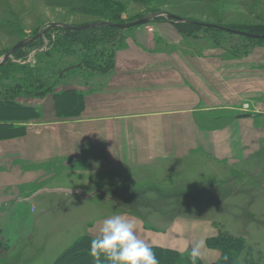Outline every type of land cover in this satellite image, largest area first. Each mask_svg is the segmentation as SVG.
<instances>
[{
    "label": "rangeland",
    "instance_id": "374dc122",
    "mask_svg": "<svg viewBox=\"0 0 264 264\" xmlns=\"http://www.w3.org/2000/svg\"><path fill=\"white\" fill-rule=\"evenodd\" d=\"M73 1L0 0V61L6 49L23 40L21 37L30 36L53 22L79 26L103 21L98 20L100 16L77 7ZM77 1L90 8L105 4L110 7L107 8L108 12L113 9L120 19L129 22L140 15L154 14V19L143 25L146 31H151L150 28L158 24V18L170 17L167 13H171L192 20L233 26L235 29L249 27L256 33L264 34V0ZM154 4L161 10L148 12V8ZM137 27L126 30L101 27L71 36L72 42L64 29L53 30L42 40L15 54L13 52L9 63L0 70V99L9 96L15 101H23L48 94L54 98V92L81 91V86L92 83L97 76L104 78L109 74L108 66L114 60L115 52L140 31ZM182 29L192 31L190 36L196 49L219 45L226 49L227 54L235 56L236 53L243 55L247 49L251 50L254 42L264 46V39L253 40L194 25H183ZM39 79H45L46 84L40 87ZM48 84L53 87L50 92L44 90L45 95L39 94L42 93L41 88L46 89ZM30 107L38 110L35 106ZM39 118L40 115L23 123L27 125ZM58 118L68 119V116ZM0 123H6L5 119H0ZM255 150L239 159L235 165L217 161L206 152H200L179 163L162 164L157 169L140 167L130 171H111L113 173L110 175L95 173L88 179L79 180L83 192L93 193L100 188L109 191L110 195L117 193L113 194L116 205L119 200L122 203L118 211L104 202L105 193H96L90 200L79 194L80 200L68 203L65 187L73 186L71 184L75 180H70L65 173L67 165L53 163L51 166L57 170V180L47 186H61L64 189L52 193L42 191L33 200L34 210L30 214L23 213L21 206L14 211L11 208L7 215L8 228L18 237L7 244L0 236V264H52L83 234L96 236L102 220L113 214H125L142 223L144 229L137 224L138 235L146 241L149 232L145 229L154 232L156 240L165 234L172 245L182 249L183 254H188L190 246L197 241L206 244V238L216 234L218 228L237 232L251 222L246 234L247 243L252 246L251 253H243L241 259L249 256L251 264H264V201L256 196L263 181L250 174L255 173L260 157ZM107 185L111 188H106ZM40 186H31L30 192H35ZM134 190L138 193L144 191V197L156 202L137 201ZM24 217L28 220L31 217L32 223L30 232L22 234L20 226ZM174 220L177 226L173 230L170 226ZM243 260H240L241 264H245Z\"/></svg>",
    "mask_w": 264,
    "mask_h": 264
},
{
    "label": "crops",
    "instance_id": "0c3cea01",
    "mask_svg": "<svg viewBox=\"0 0 264 264\" xmlns=\"http://www.w3.org/2000/svg\"><path fill=\"white\" fill-rule=\"evenodd\" d=\"M154 25L151 31L137 27L140 31L115 52L109 74L81 86L84 107L79 116L58 118L52 94L18 99L37 107L40 118L29 122L23 135L0 139V236L5 243L18 237L8 228L11 208L21 206L30 214L42 191L62 190L47 186L57 180L53 163L67 165L65 173L75 180L65 187L68 203L80 200L79 194L90 200L105 193L104 202L118 211L122 203L116 205L117 193L100 188L83 192L79 180L95 173L157 169L200 152L235 165L256 148L260 157L250 174L263 181L256 196L264 201V46L253 45L235 56L219 45L196 49L175 23ZM35 184L40 188L30 192ZM23 219L21 233H29L32 219ZM145 231L150 245L176 247L165 234L156 240L154 232ZM221 254L203 243V264Z\"/></svg>",
    "mask_w": 264,
    "mask_h": 264
},
{
    "label": "trees",
    "instance_id": "16d2710c",
    "mask_svg": "<svg viewBox=\"0 0 264 264\" xmlns=\"http://www.w3.org/2000/svg\"><path fill=\"white\" fill-rule=\"evenodd\" d=\"M73 1V0H72ZM73 2L77 3V7H81L86 9L89 13H94L97 16H100L98 20L113 22V23H126L129 21H124L120 19L119 15L115 13L113 9H109L111 13L108 12L107 8H110L106 6L105 4L102 6H96L95 8H90L83 3H79L77 0H74ZM79 3V4H78ZM161 10L157 4H154L153 6L148 8V12L151 11H159ZM113 12V14H112ZM115 13V14H114ZM111 14V15H110ZM143 15L137 16L134 19H131L130 21L142 18ZM160 21H169L172 23H175L178 25L181 29L183 25H194L197 28H206L210 30H215L224 34H233L227 31H223L216 28H209V27H203L199 26L193 23H182L176 21V19L172 17H165V18H158ZM156 20V21H158ZM159 21V22H160ZM219 24V23H216ZM223 25V24H219ZM75 26V25H74ZM106 28L111 30H126V29H120L116 27H112L109 25H100L93 28L88 29H72L68 28L66 26H54L52 29H50L45 35L34 39L27 43L26 45L16 49L14 51V54L21 51L25 47H28L29 45L33 44L34 42H38L39 40H42L45 36L51 34V32L57 28L64 29L67 31L68 38L70 39V42L73 41V38L71 36L74 35H81L85 34L87 32H90L92 30H95L97 28ZM232 28H236L233 26H229ZM46 27H43L39 30H36L32 35L30 36H24L21 37V39H25L27 37H31L36 35L37 33L43 31ZM249 28V27H248ZM239 28L243 31H248L251 33H256L252 31V28ZM182 31L188 35H191L192 31L184 30ZM256 34H260L257 32ZM235 35V34H234ZM238 35V34H236ZM70 36V37H69ZM245 38H251L253 40H259L256 38L244 36V35H238ZM256 45L257 43H253V45ZM8 50V49H6ZM5 50V51H6ZM4 51V52H5ZM3 52V53H4ZM248 52V49H247ZM114 60H111L109 63V72L112 70V64ZM9 63L6 62V64L0 66V70L6 67V65ZM40 87L44 86L46 84V80L43 79L41 81L38 80ZM47 88H41V92L39 93L41 95H45L44 90L50 92L51 88L50 84L46 86ZM54 98H55V106L57 110V114L59 117L62 116H68V118H74L76 116H79L83 107H84V95L81 91H77L74 89L66 90L62 92H54ZM40 115L39 111L34 109L30 106L21 105L18 101H15L13 98L7 97V99H0V119H5L6 123H0V139L11 138L16 136H21L26 132V125L23 122H27L28 120L32 118H37ZM213 183V182H212ZM137 193V194H136ZM144 191L138 193L136 190H134V195H137V201L139 202H156L154 199H148L147 196L144 197ZM168 196V195H167ZM195 200V199H194ZM251 222L246 223L245 229L231 232L229 230H224L222 228H218V232L216 234H213L212 236H209L206 238V244L210 248H215L221 251V257L218 258L216 261H214L212 264H241L240 260L242 258V254H250L252 246L250 247L247 243L246 234L248 230V224ZM95 236L86 233L80 236L78 239H76L70 246H68L61 254H59L56 259L53 261L52 264H93L92 258L89 256V247L90 242ZM153 252L155 253L159 264H191V261L189 259V253L183 254L178 248L174 247H167L163 245H151ZM246 255V256H247ZM245 264H251L252 261H249V256L243 260ZM197 264H203V260L200 258L197 261Z\"/></svg>",
    "mask_w": 264,
    "mask_h": 264
},
{
    "label": "clouds",
    "instance_id": "9594fccd",
    "mask_svg": "<svg viewBox=\"0 0 264 264\" xmlns=\"http://www.w3.org/2000/svg\"><path fill=\"white\" fill-rule=\"evenodd\" d=\"M203 241L190 246L189 259L197 264ZM89 256L93 264H159L151 245L138 235L137 222L125 214L102 220L98 234L91 240Z\"/></svg>",
    "mask_w": 264,
    "mask_h": 264
},
{
    "label": "water",
    "instance_id": "95a60500",
    "mask_svg": "<svg viewBox=\"0 0 264 264\" xmlns=\"http://www.w3.org/2000/svg\"><path fill=\"white\" fill-rule=\"evenodd\" d=\"M167 14L170 17L176 19V21H178V22L193 23V24H196V25H199V26H203V27L220 29V30L227 31V32H230V33H233V34L244 35V36H248V37H252V38H256V39H264V34L251 33V32H248V31H243V30H239V29H235V28L219 25V24H216V23H208V22L192 20V19L184 18V17L178 16V15H174V14H171V13H167ZM153 19H154V14H151V15H148V16H145V17L130 21V22H126V23H113V22H108V21H97V22L87 23V24H84V25L73 26V25H70V24L53 22L49 27H47L43 31L37 33L34 36L25 38V39L19 41L18 43H16L15 45H13L11 48H9L7 50L5 56L3 57V59L0 61V66L4 65L9 60V58L11 57V55L13 54V52L16 49L26 45L27 43H29L30 41H32L34 39H37V38L45 35V33H47L54 26H66V27L72 28V29H87V28H92V27H96V26H100V25H109V26H112V27L120 28V29H126V28H130V27H136V26H140V25H144V24L150 23Z\"/></svg>",
    "mask_w": 264,
    "mask_h": 264
},
{
    "label": "built area",
    "instance_id": "2783aa9c",
    "mask_svg": "<svg viewBox=\"0 0 264 264\" xmlns=\"http://www.w3.org/2000/svg\"><path fill=\"white\" fill-rule=\"evenodd\" d=\"M152 30V27L150 28ZM246 108H248V105H245Z\"/></svg>",
    "mask_w": 264,
    "mask_h": 264
}]
</instances>
